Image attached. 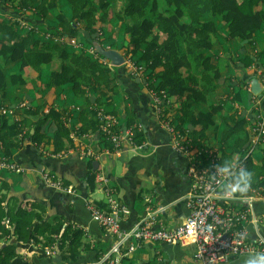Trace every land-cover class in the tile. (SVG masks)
Segmentation results:
<instances>
[{
  "label": "crops",
  "instance_id": "1",
  "mask_svg": "<svg viewBox=\"0 0 264 264\" xmlns=\"http://www.w3.org/2000/svg\"><path fill=\"white\" fill-rule=\"evenodd\" d=\"M56 1L57 8L41 17L33 9L18 10L9 6L5 0H0V24H11L12 20L22 21L30 30H34L33 41L36 42H48L45 41V34L56 35L61 32L66 38L74 39L78 43V46L65 45L69 52L78 53L84 50L90 54L88 50L92 46L86 44L87 34L81 27L78 37H71L68 32L61 31L59 22L55 19L56 15L60 13L69 21L72 11L66 0ZM109 1L113 3V9L118 6L114 0ZM97 15H101L100 11ZM120 25L114 21L105 26L104 31L98 35V45L104 50H115L124 57L129 40ZM95 27L99 28L100 23ZM17 32L21 36L26 33L19 27ZM2 41L0 36V45ZM258 54L264 55V24L254 34L253 48L239 38H229L226 26L218 23V32L212 38V48L203 52L205 57L221 68L214 103H220L222 110L214 118V126L204 133L202 142L220 155L222 168L238 159V149L250 146V130L254 117L257 112L264 114V56L258 59V69L254 62L247 64L246 60L247 57L256 58ZM110 67L111 87L116 92L107 93L108 104L101 105L100 108L115 117L120 128L132 125L129 128L141 132L144 145L135 149L126 143L119 155L108 154L90 161L80 156L79 147H105L101 136L90 122V107L96 103H88V99L95 98L96 93L89 91L86 97H78L73 94L70 85L58 88L48 86V74L58 68L57 62L43 67L38 77L33 69H22L18 63L5 62L0 56V68L6 80L4 90L0 91V108L15 107L20 101H26L31 108L28 112L18 114L22 124L21 145L11 149L9 158L21 168V172L0 170V186L4 187L5 204L36 206L44 224L51 225L58 220L64 227H74L83 233V244L75 263L68 259L62 260V255L56 251L48 254L28 242L18 244L20 256L11 264H88L94 263L109 251L116 237L99 226L84 204L87 196L100 204L104 201L100 184L94 179L93 190H90L88 184L95 169L108 178L109 184L130 212L122 219L121 230L130 229L148 215L152 217L149 220L154 229L171 230L188 218L190 212L187 194L192 186L188 175L189 158L173 149L172 137L162 126L156 106L142 79L130 75L124 65ZM254 79L261 86L259 95H253L251 91V82ZM50 107L63 113L69 133L77 135L72 142V149L54 151L51 139L55 123L44 128L43 139L39 145L28 136L34 133V124L39 119L37 110L47 112ZM176 108L177 104H170L168 115L171 119ZM7 118L14 121L12 116L8 115ZM82 128L87 130L79 134ZM225 129L232 134L227 143L223 140ZM263 157V146H257L251 154L252 161L259 166ZM96 162L97 165L94 164ZM40 170L52 173L64 185L72 187L73 191L60 192L48 187L41 178ZM229 184L225 185L226 190ZM235 192L237 191L233 193ZM160 206L165 209L159 211ZM252 210L255 215L264 216V202H256ZM257 235L264 240V227H259L256 232L253 226L248 225V239L252 241ZM15 241L13 237L11 242ZM121 252L124 254V264H199L194 259V245L187 243L139 244L128 239L121 246ZM248 257L250 256L233 257L226 264H246Z\"/></svg>",
  "mask_w": 264,
  "mask_h": 264
},
{
  "label": "trees",
  "instance_id": "2",
  "mask_svg": "<svg viewBox=\"0 0 264 264\" xmlns=\"http://www.w3.org/2000/svg\"><path fill=\"white\" fill-rule=\"evenodd\" d=\"M5 1L18 10L33 9L41 17L58 6L56 0ZM66 2L72 17L68 21L60 13L56 15L61 31L68 32L71 37H78L81 27L87 34L86 44L93 47L99 42L98 35L105 26L114 21L119 22L123 34L129 40L125 54L135 64L144 66L147 74L141 79L148 91L163 100V116L168 114L170 104H177L176 113L173 119L170 118L176 132L190 139L192 146L198 150L211 149L202 141L204 133L214 126V118L222 110L220 103H214L221 68L205 57L203 52L212 48V38L218 32V23L226 26L229 38H239L254 48V34L264 24V0H114L118 4L114 9L109 0ZM98 11L100 16L97 15ZM17 22L12 20L11 24H0L3 40L0 56L5 62L18 63L22 69H33L38 77L43 67L57 62L58 68L48 74V86L58 88L70 85L73 94L78 97H86L89 91L95 92V98L88 99V103L94 101L98 107L108 104L107 93L116 92L111 87L112 67L100 63L97 59L100 57L87 54L84 50L69 52L65 45L33 41L35 36L32 29L25 30L26 33L21 36L17 32ZM97 23H100V27L96 29ZM59 36L64 35L60 32ZM262 56L247 57V64L254 62L255 68H260L258 59ZM5 83L0 68V91L4 90ZM201 108L207 110L202 111ZM37 113L39 119L34 124V133L28 134L32 142L39 145L44 128L55 123L51 139L54 151L72 149L73 143L63 113L53 107L47 112L37 110ZM89 115L91 126L93 124V129L97 130L94 113L90 112ZM21 125V121L11 122L7 117H0V140L7 158L11 157V149L21 145ZM86 130L82 128L79 134ZM133 132V143L143 147L141 132L136 129ZM231 135L230 130H224V143ZM248 149L249 146L238 149L239 157L235 163L243 164V168L251 173L252 179L247 190L252 189L264 195V157L257 166ZM200 162L203 166L207 165L206 154H202ZM221 163L220 157L218 164ZM234 176L230 177L229 183ZM88 184L93 190L94 173L89 177ZM3 191L4 187L0 186V264H11L20 256L18 244L28 242L42 250L55 245L62 260L77 261L83 244L81 230L64 227L58 220L51 225L44 224L37 207L33 205L11 206L9 203L6 206ZM5 220H8L9 226L5 225ZM13 237L16 240L14 243L11 242Z\"/></svg>",
  "mask_w": 264,
  "mask_h": 264
},
{
  "label": "built area",
  "instance_id": "3",
  "mask_svg": "<svg viewBox=\"0 0 264 264\" xmlns=\"http://www.w3.org/2000/svg\"><path fill=\"white\" fill-rule=\"evenodd\" d=\"M18 21V20H17ZM17 26L24 30H29L22 21L17 22ZM45 41L58 45L78 46L74 39H68L59 34H45ZM94 47H90L88 52L102 64L110 66L107 59L95 52ZM124 66L129 74L135 78H143L145 73L144 66L135 64L129 55L124 56ZM153 103L156 106L157 116L164 129L172 137L173 149L186 155L190 160L188 175L191 178L192 186L187 194V205L189 216L183 224L174 228H157L151 225L152 217L141 220L128 230H121L122 219L129 215L128 208L120 201L117 192L109 184L108 178L100 171L95 169L94 179L100 184L103 192L104 201L99 202L87 196L84 204L91 216L96 220L99 226L106 232L114 235L116 241L112 244L109 251L94 263L88 264H124V254L121 252L123 243L130 239L135 243L154 242L165 244H193L195 247L194 259L199 264H226L228 261L237 256H256L264 254V240L260 235L250 241L247 236V226L251 225L258 232L259 227H264V216L259 217L254 214L252 208L256 202H264V195L261 192L249 189L245 192H235L226 190L225 185L229 183L230 177L236 174L241 163H232L226 168H222L218 162L220 155L212 149L198 150L190 139L179 135L170 122V116L162 114L163 100L149 90ZM255 101V100H254ZM26 101H20L15 107L5 109L0 108V117L12 116L15 121H19L18 114L30 110ZM91 113L95 115L97 121V131L101 136L105 147L78 148L80 156L88 158L90 161L100 159L108 154L119 155L126 143L133 148L140 149L133 143L134 135L132 128H120L118 121L112 115L106 113L96 105L90 107ZM66 125V122H64ZM67 127V126H66ZM249 154L257 146L264 148V114L257 112L254 117V123L250 130ZM76 134L70 133L69 138L73 142ZM206 154L207 165H201L200 158ZM225 169V171H221ZM0 170L12 172H21L15 163H13L4 154L3 144L0 140ZM43 182L50 188L60 192H72V187L64 185L63 182L46 170H40ZM243 205V207H239ZM159 211L164 210L160 206ZM5 225L9 226L8 220ZM53 245L46 248L48 254L56 251ZM132 250V249H131Z\"/></svg>",
  "mask_w": 264,
  "mask_h": 264
},
{
  "label": "clouds",
  "instance_id": "4",
  "mask_svg": "<svg viewBox=\"0 0 264 264\" xmlns=\"http://www.w3.org/2000/svg\"><path fill=\"white\" fill-rule=\"evenodd\" d=\"M221 171L223 172L225 169H221ZM251 179V173L244 168H240L236 171L235 176L230 180L228 190L232 192H245L251 183ZM246 264H264V254L248 257Z\"/></svg>",
  "mask_w": 264,
  "mask_h": 264
},
{
  "label": "water",
  "instance_id": "5",
  "mask_svg": "<svg viewBox=\"0 0 264 264\" xmlns=\"http://www.w3.org/2000/svg\"><path fill=\"white\" fill-rule=\"evenodd\" d=\"M93 47L100 56L104 57L109 61L111 66L117 67L122 66L124 64V57L120 55V53H118L117 51L104 50L99 47L98 43H95ZM251 91L253 95H259L261 92V86L255 79L251 82ZM94 164L97 165V162Z\"/></svg>",
  "mask_w": 264,
  "mask_h": 264
}]
</instances>
